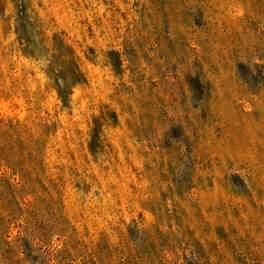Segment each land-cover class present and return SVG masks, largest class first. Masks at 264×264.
<instances>
[{"label":"rangeland","instance_id":"374dc122","mask_svg":"<svg viewBox=\"0 0 264 264\" xmlns=\"http://www.w3.org/2000/svg\"><path fill=\"white\" fill-rule=\"evenodd\" d=\"M0 264H264V0H0Z\"/></svg>","mask_w":264,"mask_h":264}]
</instances>
